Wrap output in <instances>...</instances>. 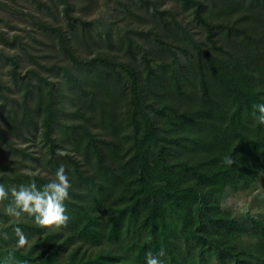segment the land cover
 <instances>
[{"label": "trees", "instance_id": "16d2710c", "mask_svg": "<svg viewBox=\"0 0 264 264\" xmlns=\"http://www.w3.org/2000/svg\"><path fill=\"white\" fill-rule=\"evenodd\" d=\"M115 1L148 27L99 34L111 50L82 56L92 23L62 0L63 24L51 27L62 58L23 83L31 104L20 117L0 104V154L19 159L0 162V183L39 187L61 163L71 181L58 229L13 222L0 202V261L145 264L146 251L163 249V264H264L263 216L220 206L227 188L264 177L252 108L264 102V0ZM6 131L38 138L41 151L12 148Z\"/></svg>", "mask_w": 264, "mask_h": 264}, {"label": "rangeland", "instance_id": "374dc122", "mask_svg": "<svg viewBox=\"0 0 264 264\" xmlns=\"http://www.w3.org/2000/svg\"><path fill=\"white\" fill-rule=\"evenodd\" d=\"M68 1L73 6L74 16H80L82 20L92 23L90 26L92 37L88 39V49L81 46L78 50V54L82 56H92L99 51V47L105 51L111 50L104 42L103 36L99 34L109 33L110 37H115L127 27L141 29L148 27V19L137 22L134 16L126 18L124 10L116 5L115 0ZM160 1L161 8L169 6L167 1ZM61 8L62 0H0V104H5L6 109L15 107L18 117L22 114L24 105L31 104L21 100V94L25 90L23 83L36 81L37 75L51 76L43 67L56 62L58 57L62 58L56 45L55 33L51 28L56 24H63L64 17L59 12ZM191 29L193 33L197 32L194 28ZM30 71H35V74H31ZM24 76V81H21L20 78ZM0 122L4 123L0 129L7 130L8 120L4 113ZM6 133L12 148L25 149L27 153L41 151V142L38 138L24 141L22 138L10 136L8 131ZM11 151L12 155L0 154V162L12 160L15 163L13 167L16 168L19 165L18 155L13 149ZM27 165L29 163L23 165V171L35 168H29ZM220 206L236 217L248 213L252 217L264 218V177H260L252 187L246 184L243 191L235 192L227 188ZM208 264L215 263L210 260Z\"/></svg>", "mask_w": 264, "mask_h": 264}, {"label": "clouds", "instance_id": "9594fccd", "mask_svg": "<svg viewBox=\"0 0 264 264\" xmlns=\"http://www.w3.org/2000/svg\"><path fill=\"white\" fill-rule=\"evenodd\" d=\"M253 116L258 125L264 126V102L252 105ZM225 164L233 163L230 157L225 158ZM53 178L47 183L37 186L35 180L19 185L6 186L0 183V202L4 204V214L13 222L21 217H27L40 227L58 229L65 225L69 219L64 201L69 197L71 181L65 171L64 164H60L52 173ZM13 232L20 246L28 242V237L19 226H13ZM6 235V234H5ZM164 250L160 249L155 254L148 250L145 252V264H163L160 259ZM12 257L0 261V264H11ZM22 264H28L23 261Z\"/></svg>", "mask_w": 264, "mask_h": 264}]
</instances>
